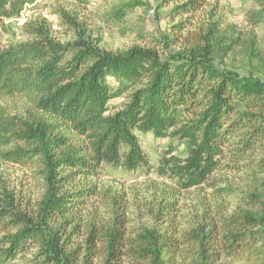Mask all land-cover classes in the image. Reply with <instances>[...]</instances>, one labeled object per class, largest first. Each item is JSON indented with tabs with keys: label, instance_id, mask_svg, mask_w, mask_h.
Wrapping results in <instances>:
<instances>
[{
	"label": "trees",
	"instance_id": "trees-1",
	"mask_svg": "<svg viewBox=\"0 0 264 264\" xmlns=\"http://www.w3.org/2000/svg\"><path fill=\"white\" fill-rule=\"evenodd\" d=\"M26 2L0 0V25ZM170 5L161 50L111 51L85 33L62 43L36 24L25 42L0 37V157L34 184L19 196L0 186V264H264V51L253 31L205 16L208 0L156 10ZM237 51L248 73L227 66ZM12 99L16 111L2 103ZM139 133L179 143L183 154L166 150L159 171L183 189L231 163L240 199L186 223L165 197L145 217L120 193L101 199L92 177L104 165L149 167Z\"/></svg>",
	"mask_w": 264,
	"mask_h": 264
},
{
	"label": "rangeland",
	"instance_id": "rangeland-1",
	"mask_svg": "<svg viewBox=\"0 0 264 264\" xmlns=\"http://www.w3.org/2000/svg\"><path fill=\"white\" fill-rule=\"evenodd\" d=\"M27 1L18 14L12 13L3 18L0 37L4 43L19 44L29 40L31 36L28 28L36 24L46 26L50 35L62 43L73 41L79 34L85 33L88 39L111 51L125 50L135 45L159 47L158 50H161L162 37H168L172 33L173 23H176L170 17L173 5L157 11L158 0H94L86 5L78 0ZM129 1L141 4L120 17L118 9ZM260 9L254 0H208L204 15L215 10L214 19L222 18L224 22L236 25L245 33L253 31L258 37L260 49L264 51V12L259 15ZM226 63L242 74L249 72L250 64L238 51ZM126 99L123 96L111 104L121 107ZM2 103L16 111V106L22 102L12 99ZM138 137L149 158V167L129 171L120 166L104 165L92 177V181L101 190V199L110 190L120 193L131 203V210H141L142 217H145L149 214L148 206L165 197L167 202L175 203L182 223L198 219L205 209L206 214L211 216L228 201L230 203L240 199L244 178L231 163L226 162L228 165L214 173L206 183L183 189L174 177L159 171L160 159L166 150L174 148L173 155L183 154L179 143L169 138L159 141L151 133H139ZM2 184L17 196L20 193L28 195L34 186L28 171L0 157V186Z\"/></svg>",
	"mask_w": 264,
	"mask_h": 264
}]
</instances>
